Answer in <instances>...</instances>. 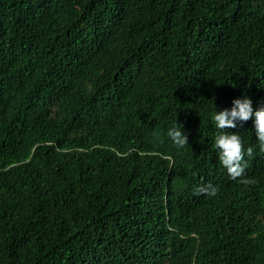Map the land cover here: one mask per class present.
Returning a JSON list of instances; mask_svg holds the SVG:
<instances>
[{
  "label": "trees",
  "instance_id": "16d2710c",
  "mask_svg": "<svg viewBox=\"0 0 264 264\" xmlns=\"http://www.w3.org/2000/svg\"><path fill=\"white\" fill-rule=\"evenodd\" d=\"M244 95L264 107V0H0V264H264L253 121L223 131L254 183L215 147Z\"/></svg>",
  "mask_w": 264,
  "mask_h": 264
},
{
  "label": "clouds",
  "instance_id": "9594fccd",
  "mask_svg": "<svg viewBox=\"0 0 264 264\" xmlns=\"http://www.w3.org/2000/svg\"><path fill=\"white\" fill-rule=\"evenodd\" d=\"M215 125L221 131L215 139V147L219 150L218 158L221 165L226 168L229 178L241 184L249 185L253 180L246 177L247 162L245 160V149L239 134L225 132L226 129H235L239 123L241 126L249 120L253 121L254 132L259 141L261 151H264V107L254 111L252 101L246 95L242 99L233 101L230 111L216 112L213 116ZM182 127V125H180ZM177 149L188 145L187 135L180 127H172L167 133ZM249 157L253 155V148L248 147ZM197 195L215 197L218 194V187L207 184L196 190Z\"/></svg>",
  "mask_w": 264,
  "mask_h": 264
}]
</instances>
